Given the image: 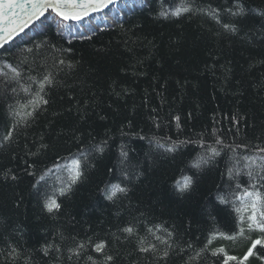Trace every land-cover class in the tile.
Instances as JSON below:
<instances>
[{
  "label": "trees",
  "instance_id": "16d2710c",
  "mask_svg": "<svg viewBox=\"0 0 264 264\" xmlns=\"http://www.w3.org/2000/svg\"><path fill=\"white\" fill-rule=\"evenodd\" d=\"M187 3L192 11L177 17L181 0H126L110 23L51 14L0 53V264H225L234 256L214 244L244 236L237 197L251 184L264 191L243 161L229 179L226 147L264 155L256 152L264 148V0ZM45 76L52 84L41 92ZM37 94L48 102L31 105ZM213 147L221 155L194 167ZM82 151L83 177L68 190ZM186 176L193 185L180 192ZM116 184L127 192L109 200ZM49 198L59 210L47 211ZM249 232L247 253L264 238ZM149 245L157 250H140ZM252 253L228 264H264V245Z\"/></svg>",
  "mask_w": 264,
  "mask_h": 264
},
{
  "label": "snow or ice",
  "instance_id": "6c2138e0",
  "mask_svg": "<svg viewBox=\"0 0 264 264\" xmlns=\"http://www.w3.org/2000/svg\"><path fill=\"white\" fill-rule=\"evenodd\" d=\"M114 0H0V47H3L9 41H11L14 36L18 35L22 32L29 24L40 17L44 16L48 10H51L55 13L56 16L60 17L62 20H80L83 17L89 15L91 12L100 11L104 8H107L109 4L113 3ZM239 7V6H238ZM192 11V8L188 5L187 0H181V5L176 7L172 12L174 16H181L184 13H189ZM243 12L242 8H239L240 14ZM214 17H216V13L213 11L212 13ZM162 16H167V13L162 12ZM218 19V17H217ZM219 22V21H218ZM224 27L229 31H235V28L225 24ZM63 63V61H61ZM11 72L13 74V78H17L20 76V72L16 68H11ZM0 75H7V73L0 71ZM52 79L49 76H45L43 80L39 84L40 91L42 92L46 85H51ZM25 92L29 91L28 87H24L22 89ZM16 91V89H13ZM48 101L37 94L36 98L30 101L31 105L36 107L39 106L40 103L46 104ZM29 105H22L21 108H27ZM35 108H33V111ZM15 115L20 117L21 119H26L27 117H31L33 115L32 111H17ZM179 121V117L175 118ZM11 131L7 136H5V140L11 138ZM217 144H222L223 142L219 139L216 141ZM203 147V145H201ZM232 149L233 156L230 159L233 161L232 166L228 168L227 175L229 179H233L234 177H239L241 175V169L237 168L236 165L240 164L243 161V168L247 169L246 175L250 179H255L256 176H259L260 180H264V175H260L264 173V155L259 156H249V155H236V149L238 148H247V145H236L234 148L232 146H226ZM97 151H102V148L96 146ZM175 145L168 148V151H174ZM208 151L211 155L200 156L198 160H196L193 164L194 167L200 168L202 164H207L209 161L221 155V151L217 148H209ZM257 153H264V148L257 147ZM126 155V154H124ZM87 159V153L81 152L80 158H74L70 163L71 166L68 168L70 173V182L67 185L68 190H70L71 185L76 184L83 177V160ZM258 170V171H254ZM15 178V177H13ZM193 185V178L190 176H186L183 178L182 183L178 182L177 187L180 192H185L189 190ZM240 187V184H237V188ZM61 195H64L65 189H61ZM127 192V188L120 186L119 184L112 186L111 194L108 195V199L111 200L117 193H125ZM241 201V207L237 208L236 211L240 214V223L244 225L246 223V227L248 231H259L260 233H264V191H261L256 187L255 184H251L248 188L243 190L241 196L237 197ZM222 202H225L223 198H221ZM45 208L48 212H53L54 210H59L60 204L54 198H49L45 203ZM247 213V216L244 214ZM160 226H157L159 229ZM132 227H125L123 229L124 232L131 234L133 232ZM244 227L240 228L241 234L244 232ZM151 232L152 230L149 229ZM169 236L171 233L168 234ZM161 243L167 244V240L162 239L160 236L156 237ZM143 244V241H141ZM211 243V240H209ZM257 245H264V238H257L253 244L252 248H256ZM80 248H83L84 245H79ZM105 247L103 242L95 245V251L101 252ZM252 248L249 249L248 253L243 257V261H247L249 256H251ZM141 251H156V245H149L147 248L141 247ZM220 251H223L222 249ZM216 255L217 253L214 251L212 253ZM168 252H163V257H167ZM91 260L92 258L89 257ZM106 260H112L111 256H107ZM237 260L234 256H227L225 259V264H228V261ZM241 261V264H243ZM95 264V261L93 262Z\"/></svg>",
  "mask_w": 264,
  "mask_h": 264
},
{
  "label": "rangeland",
  "instance_id": "374dc122",
  "mask_svg": "<svg viewBox=\"0 0 264 264\" xmlns=\"http://www.w3.org/2000/svg\"><path fill=\"white\" fill-rule=\"evenodd\" d=\"M246 224L244 225V227ZM247 227H245L246 229ZM245 232V230H244ZM251 243V235L249 233H246V235L242 238L240 241V238H234V239H229V240H224V241H219L216 244H214V247L217 249H222L227 252H230L234 254V256L240 258L243 257L248 248L249 244Z\"/></svg>",
  "mask_w": 264,
  "mask_h": 264
},
{
  "label": "water",
  "instance_id": "95a60500",
  "mask_svg": "<svg viewBox=\"0 0 264 264\" xmlns=\"http://www.w3.org/2000/svg\"><path fill=\"white\" fill-rule=\"evenodd\" d=\"M122 1H124V0H114V2L113 3H111V4H109V6L107 7V8H104V9H102V10H100V11H96V12H91L89 15H87V16H85V17H83L82 19H80V20H67L68 22H77V21H81V20H83V19H86V18H89V17H91V16H94V15H96V14H99V13H103V12H109L110 11V9L112 8V7H114L117 3H120V2H122ZM50 13H53L51 10H48V12H46L45 14H44V16H42V17H40L39 19H37V20H35V21H33V22H31L30 24H29V26L28 27H26L22 32H20L18 35H16V36H14V38L11 40V41H9L7 44H5L3 47H0V52L4 49V48H6L7 46H9L10 44H12L13 42H15L17 39H19L23 34H25L32 26H34L38 21H40L41 19H43L45 16H47L48 14H50ZM55 14V13H54ZM60 18V17H59Z\"/></svg>",
  "mask_w": 264,
  "mask_h": 264
}]
</instances>
